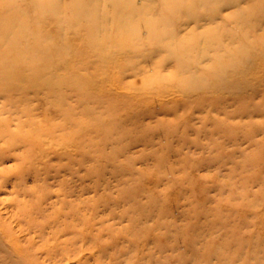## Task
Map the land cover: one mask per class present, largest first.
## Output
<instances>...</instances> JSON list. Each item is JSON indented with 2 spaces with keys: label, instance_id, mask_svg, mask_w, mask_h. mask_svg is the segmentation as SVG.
<instances>
[{
  "label": "rangeland",
  "instance_id": "1",
  "mask_svg": "<svg viewBox=\"0 0 264 264\" xmlns=\"http://www.w3.org/2000/svg\"><path fill=\"white\" fill-rule=\"evenodd\" d=\"M0 264H264V0H0Z\"/></svg>",
  "mask_w": 264,
  "mask_h": 264
}]
</instances>
